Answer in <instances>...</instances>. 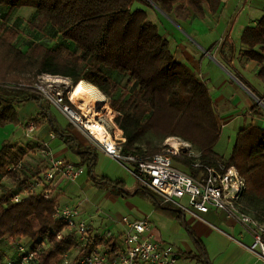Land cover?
I'll use <instances>...</instances> for the list:
<instances>
[{
    "label": "trees",
    "instance_id": "obj_1",
    "mask_svg": "<svg viewBox=\"0 0 264 264\" xmlns=\"http://www.w3.org/2000/svg\"><path fill=\"white\" fill-rule=\"evenodd\" d=\"M205 3L213 14L221 6V0H0V15H3L0 23V127L21 125L18 106L35 101L39 111L29 121L35 120L37 128L49 123L54 137L78 156L79 161L73 164L85 166L95 185L110 187L116 194L128 197L141 194L150 199L157 210L177 216L180 211L164 203L150 189L138 185L131 192L121 179L96 175L97 149L78 139L72 132V123L64 127L58 124L49 100L21 86V82L34 84L43 74L69 78L74 86L84 80L109 99L111 110L122 115L121 126L117 115L113 123L120 140L125 138L121 146L124 154L151 158L165 152L166 139L181 138L200 153L203 165L235 166L246 181L247 195L263 201L264 128L253 124L244 126L237 132L230 156L225 158L219 154L216 145L222 128L208 85L173 54L169 40L148 16V9L155 5L176 22V18L189 17L191 9L204 17ZM21 7L36 10L35 16L28 20L33 31L43 37L51 32L57 41L50 44L32 39L27 49H21L17 44L21 31L17 24L8 22L12 13ZM241 42L245 46L243 58L264 62V14L255 25L244 29ZM260 74L264 75V67ZM115 75L126 76L124 86ZM173 81L175 85L162 98L161 90ZM64 97L73 106L66 94ZM111 139H114L112 134ZM45 149L44 144L25 146L9 141L0 148V232L14 239L16 246L24 245L21 240L28 239L24 246L36 252L31 264H55L65 253L81 245L79 236L68 231L66 224L54 216L58 197L54 194L49 199L44 197L46 186L30 191L31 186L40 181L43 170L37 168L39 164L28 165L25 156ZM172 157L173 164L174 159L178 160L189 168V173L197 174L198 170L192 165L195 158L188 151ZM16 197L20 200L16 201ZM183 224L193 236L196 249L195 253L185 255L201 264H212L202 240L185 221ZM96 236L109 246L119 244L120 236L109 231ZM91 250L92 246L84 247L82 254ZM2 256L0 252V261Z\"/></svg>",
    "mask_w": 264,
    "mask_h": 264
},
{
    "label": "crops",
    "instance_id": "obj_2",
    "mask_svg": "<svg viewBox=\"0 0 264 264\" xmlns=\"http://www.w3.org/2000/svg\"><path fill=\"white\" fill-rule=\"evenodd\" d=\"M203 8L204 17H199L191 9L189 17L176 18L177 22L172 20L173 24L162 22L155 16L151 8L148 9V16L158 25L163 35L170 37L171 48L175 46V50H171L174 52L173 54L187 63L208 85L217 117L223 128L233 130L235 135L241 128L250 124L264 128V75L260 74L264 62L259 63L243 58L242 52L245 50V46L241 42L244 29L247 26L255 25L264 14V0H221L220 9L216 14L211 13L206 3ZM35 14L36 10L31 7H21L12 13L15 19L25 20H30ZM175 24L181 31L174 26ZM17 44L23 50L28 47V44L25 47ZM91 86L106 101L107 97L96 86L93 84ZM252 108L254 111H251ZM38 111L39 106L35 101L19 105L18 113L21 125L11 124L0 127V148L7 141L25 146L44 144L47 152L52 154L53 158L66 159L70 163L78 162V156L62 140L54 137L49 123L45 122L39 128L36 127L35 132L28 136L24 129L25 124L30 118L36 116ZM64 117V119L55 118L58 124L63 127L71 123L65 115ZM20 127L28 138L27 141L18 138L14 141ZM72 132L85 145L91 144L97 149L98 156L94 169L96 175L121 179L125 181V188H127L126 180L128 179L126 177L130 176L131 172L90 141L85 132L75 125ZM231 153L232 151L227 154L226 152L219 154L228 158ZM38 155L39 153L27 154L25 162L31 167L36 166ZM53 188L59 203L80 207L83 216L91 222L90 232L93 235H101L106 231L115 236L123 234L126 226L122 219L125 216L131 220L148 218L151 222L154 239L175 246L182 254L180 264H189L188 261L191 259L198 261L185 255L196 252L193 236L183 224L185 221L206 246L212 264H264V259L259 256L258 252L250 249L255 240L254 229L261 226L262 221L260 222L259 217L263 216V211L254 208L256 200L251 199L247 193H244L241 199L244 203L242 205L240 203L239 207L242 212L254 220L255 223L250 225H245L229 217L225 212L214 209L204 215L206 221L193 218L180 210L177 216L156 208L146 213L140 210L134 198L116 194L110 187L102 188L95 185L87 172L74 182L67 177H59ZM126 190L129 191V189ZM84 193L88 194L86 198L83 196ZM72 194L75 196L74 198L69 197ZM69 198H71L70 202L65 201ZM246 203L249 204V207L245 205ZM101 208L105 212L103 220L98 215ZM121 211L124 212L123 216H121ZM114 214L117 217H114ZM180 225L191 237L189 247L186 242L181 243L183 238L176 236V229Z\"/></svg>",
    "mask_w": 264,
    "mask_h": 264
},
{
    "label": "built area",
    "instance_id": "obj_3",
    "mask_svg": "<svg viewBox=\"0 0 264 264\" xmlns=\"http://www.w3.org/2000/svg\"><path fill=\"white\" fill-rule=\"evenodd\" d=\"M21 86L34 90L58 107L71 123L85 132L90 141L126 167L140 186L159 195L164 203H170L181 212L201 221H206L204 215L214 209L225 212L229 217L245 225L255 223L248 214L240 210V201L247 190V184L235 166L222 163L217 166L203 165L199 160L200 153L193 150L190 145L183 150L195 158L192 165L198 170L196 175L173 164L172 155L178 154L177 148L166 149L164 153L151 158H144L138 154H124L121 146L125 138L119 140L115 137L105 144L94 139L86 128L89 122L87 116L81 114V110L72 102L73 106L68 104L63 92L56 91L52 84L45 85L39 81L34 85ZM25 125L28 135L35 132L34 120L26 122ZM46 153L51 155L47 151ZM50 161L51 167L43 180L30 188L31 192H35L38 188L46 186L43 196L47 199L53 197L54 180L57 176L75 180L86 172L85 166H76L64 159L51 156ZM15 200L19 201L20 198L16 197ZM54 216L66 224L68 231L76 233L81 242L77 250L65 253L55 264H180L181 252L172 244H164L154 239L148 218L131 220L127 216L123 217L122 222L126 229L119 235V244L112 247L99 241L97 236L90 232L91 222L83 216L79 206L56 203ZM61 236L62 234H59L58 238ZM254 237L250 249L258 252L264 259V225L254 229ZM87 246H92V250L82 254L83 248ZM35 255L36 252L19 245L16 257L0 261V264H31Z\"/></svg>",
    "mask_w": 264,
    "mask_h": 264
},
{
    "label": "rangeland",
    "instance_id": "obj_4",
    "mask_svg": "<svg viewBox=\"0 0 264 264\" xmlns=\"http://www.w3.org/2000/svg\"><path fill=\"white\" fill-rule=\"evenodd\" d=\"M151 9H152L153 13L155 14V16L157 18H160V20L162 22L163 21L164 22H171V24H173L172 20H174V19H172L171 17L166 15L162 10H160L159 7L154 5V8H151ZM2 16L0 15V23H1ZM8 22H9V24L12 23L14 25H16V24L18 25L17 27H19V29L21 31V36L19 37L18 43L21 46L25 47L27 44H29V42L32 39L33 40H41L42 42H46V43L49 42L50 44L53 43V40L57 41V39L54 38V35H52L51 32H48L44 37L41 36L39 33L37 34L35 31H33L30 28L28 20L21 19V18L15 19L13 17V15H11V17H10ZM174 26L177 29H179V31H181L180 28L176 24ZM164 36L170 41V37L168 35L167 36L164 35ZM59 41H61V40L59 39ZM171 45H172V43H170V49L172 51H174L175 50V46H173L171 48ZM115 78H117V80H118V82L120 83L121 86L125 85L126 80H127L126 76L115 75ZM39 81H41L45 85L52 84L53 88H55L56 91H59V92L61 91V92H63V94H66L67 96H70V92L74 88V85L72 84V81L69 78L62 77V76L43 74V75H40L38 77V81L37 82H39ZM21 84H25V82H21ZM34 84H30V85H34ZM174 85H175V81H173L168 87L163 88L161 90L162 98L166 97V95L169 92L170 88H172ZM70 98H71V96H70ZM69 101L72 102L71 99ZM107 103L109 104V99L108 98L106 99V101L104 103L100 104V106L97 108V114L94 117H96V119L102 125H104L107 128V130L112 134L114 139H115V137H117L120 140V136L116 133V131H118V129L116 128L115 124L113 123V118H114L115 115H117V121L119 123L118 125L121 126V124H122V115H120L119 113L115 112L114 110H111L110 109L111 105L109 104L110 105L109 106ZM51 112H52L53 116L55 118H57V119H64L65 118L64 115L61 113L60 109L58 107H56L55 105H53V104L51 105ZM88 116H87V118L89 120H93L94 119L93 116H90V118ZM221 128H222L221 129V137H220L221 141L219 140L220 142L217 143L216 151L221 153V154H224L226 152V154H227L230 151H232L237 134L235 135L234 131L231 130V129H228V128L226 129V128H223L222 126H221ZM24 129L26 130V126H25ZM17 132H18V134L15 136L16 139H14V141H16L17 138L20 139V140H23V139L26 140V141L28 140V138H26L25 134L23 133V130H22L21 127H20V129H18ZM28 136H31V135H28ZM175 140L179 142V147L177 148L179 150L178 154L180 152L184 151L183 149L188 148L189 145L191 146L190 143L184 141L181 138H176ZM164 145H167L166 149L173 148V146L168 143L167 139L164 141ZM46 151H47L46 149L43 152L37 150L36 153H35V154L39 153V155L36 157V162H37L36 164H39L38 166H40V167H37V168H39V169L42 168V170H43V172L41 174L42 177L39 180H43L46 172L51 167V161L50 160H51L52 154L49 155V154L46 153ZM64 160H66V159H64ZM174 165L177 166L180 169H183L184 171H187V172L189 171L188 170L189 168L185 167L178 160L174 159ZM129 174H130V176L127 175V177H126L128 179V180H126L128 182L126 189H129V191L132 192V191H135V189L137 188V186L139 184H138L137 179L131 173H129ZM58 178H59V176L56 177V179L54 180V183L56 182V180ZM5 180H8V179H5ZM70 181L74 182V181H76V179L75 180L70 179ZM245 193H247V192H245ZM83 196L86 198L88 196V194L85 195V193H84ZM69 197L74 198L75 196L72 194ZM130 197L135 199V201L138 203V206H139L141 211H144V212L148 213V212L153 211V209H155V206L152 203V201L150 199H148L147 197L141 195V194H136V195H133V196H130ZM70 199L71 198L65 199V201L70 202L71 201ZM240 203L242 205V203H244V202L241 201ZM254 203H255V206H254L255 209H257L258 211H263L262 212L263 216L259 217V219H260V222L262 221L261 225H264V200L263 201L256 200ZM168 204H170V203H168ZM245 205L248 206L249 204L246 203ZM250 207H251V205H250ZM114 213H117V212H114ZM121 213H122L121 216H123L124 212L121 211ZM98 215H99V218H101L102 220L104 219L103 215L105 216V212L103 211V209L101 210L100 214H98ZM114 217H117V215L114 214ZM117 219H119V218H117ZM179 227H178V229H176V236H178L180 238H183L184 240L181 241V243L184 244L186 242L188 247H189L190 246L191 237H190V235L188 234V232L184 229V227L182 225H180ZM186 237H187V239H186ZM28 242H29L28 239H22L21 240V244H24V245H27ZM16 243L17 242L14 239H12L10 236L0 232V252H1V254H3L2 261L9 260V259H12V258L15 257L16 251H17ZM188 263L189 264H200V263H198V262H196V261H194L192 259L189 260Z\"/></svg>",
    "mask_w": 264,
    "mask_h": 264
},
{
    "label": "bare ground",
    "instance_id": "obj_5",
    "mask_svg": "<svg viewBox=\"0 0 264 264\" xmlns=\"http://www.w3.org/2000/svg\"><path fill=\"white\" fill-rule=\"evenodd\" d=\"M70 96L72 103H74V105L76 104L78 109L81 110V114L86 116L89 115V118L90 116H96L97 108L104 101V99H102L103 97L99 95V92L92 87L90 83L84 80L74 86L73 90L70 92ZM86 128L89 134L99 142L103 144L111 142V133L96 119V117H94L93 120H89ZM167 141L173 148L179 147V142L175 139L169 138Z\"/></svg>",
    "mask_w": 264,
    "mask_h": 264
},
{
    "label": "water",
    "instance_id": "obj_6",
    "mask_svg": "<svg viewBox=\"0 0 264 264\" xmlns=\"http://www.w3.org/2000/svg\"><path fill=\"white\" fill-rule=\"evenodd\" d=\"M161 10V9H160Z\"/></svg>",
    "mask_w": 264,
    "mask_h": 264
}]
</instances>
